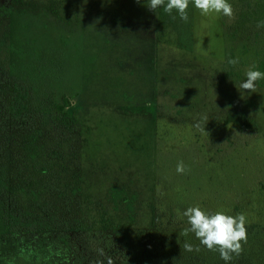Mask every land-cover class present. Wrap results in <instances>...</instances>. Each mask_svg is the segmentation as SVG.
Listing matches in <instances>:
<instances>
[{
  "label": "rangeland",
  "instance_id": "obj_1",
  "mask_svg": "<svg viewBox=\"0 0 264 264\" xmlns=\"http://www.w3.org/2000/svg\"><path fill=\"white\" fill-rule=\"evenodd\" d=\"M17 1L13 9L0 1V59L35 87L43 133L30 150H59L64 163L81 167L85 224L74 243L89 239L96 255L103 248L117 261L119 251L95 244L105 208L137 232L145 264H173L186 240L200 245L194 234L180 235L189 226L183 211L200 204L246 214L264 244V86L238 90L264 60V28L256 27L264 0H229L232 20L196 9L193 51L161 30L148 0ZM236 57L238 65L227 63ZM63 97L76 109L70 134L47 119ZM239 111L244 125L231 120ZM202 115L209 135L193 127ZM180 161L185 174L176 171ZM115 190L123 198L115 201ZM71 263L54 233L0 235V264Z\"/></svg>",
  "mask_w": 264,
  "mask_h": 264
},
{
  "label": "trees",
  "instance_id": "obj_2",
  "mask_svg": "<svg viewBox=\"0 0 264 264\" xmlns=\"http://www.w3.org/2000/svg\"><path fill=\"white\" fill-rule=\"evenodd\" d=\"M0 1L7 3L10 9L20 7L17 0ZM195 12L196 8L190 4L189 20L184 22L175 11L169 15L159 8L161 30L171 34L183 50L195 48ZM257 66V70L264 72V60ZM14 69V65L0 59V103L10 102L9 107H0V112L5 114L0 117V235L51 232L67 246L71 264H95L102 257L91 250L90 240L73 242L85 224L81 167L64 163L65 155L59 150L49 151L45 157L37 149L30 150V145L42 138L43 131L37 127L41 110L35 101V87L12 73ZM257 83L264 86V80ZM50 109L47 119L55 131L63 134L75 131L76 109L70 111L66 97ZM245 115V111H239L231 120L244 125ZM12 126L17 131L16 139L10 137ZM112 196L115 201L123 198L117 190ZM128 205L132 207L131 202ZM99 213L103 228L95 237V244L112 252L119 251L115 264H145L136 251L137 232L132 227L117 224L107 209L102 208ZM256 240L248 231L242 254L234 256L230 264H264V244ZM214 261L225 264L218 251H209L202 245L198 252L183 251L173 255V264H214Z\"/></svg>",
  "mask_w": 264,
  "mask_h": 264
},
{
  "label": "clouds",
  "instance_id": "obj_3",
  "mask_svg": "<svg viewBox=\"0 0 264 264\" xmlns=\"http://www.w3.org/2000/svg\"><path fill=\"white\" fill-rule=\"evenodd\" d=\"M194 5L202 15L210 16L211 14H221L228 17L229 20L235 18V9L229 0H148L147 7L155 11L163 8V11L169 15L175 11L181 20L188 22L189 6ZM175 19V16H172ZM258 29L264 28V20L257 22ZM239 57L228 59L227 63L232 66L239 64ZM257 65L253 64L245 73L246 79L239 84L238 90L242 93L245 91L257 92V82L264 80V72L257 70ZM195 97H193L194 99ZM209 118L202 115L193 127L202 135L209 133L206 131V124ZM183 161L177 164L176 171L185 174L189 171ZM187 218L188 227L184 228L180 235L188 237L194 234L200 241V245L206 247L209 251L219 252L220 258L225 264H230L234 256L242 254L244 244L248 240L247 216L244 213L231 215L230 210L223 209L211 212L205 210L203 205L187 207L183 213ZM200 245L194 246L187 240L181 245L183 251H200ZM98 257L95 264H115L114 258L100 248L97 251Z\"/></svg>",
  "mask_w": 264,
  "mask_h": 264
}]
</instances>
